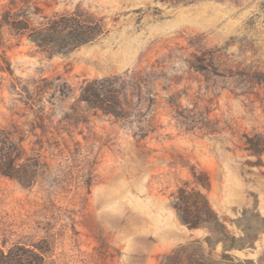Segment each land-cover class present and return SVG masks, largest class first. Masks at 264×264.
<instances>
[{"label":"rangeland","instance_id":"1","mask_svg":"<svg viewBox=\"0 0 264 264\" xmlns=\"http://www.w3.org/2000/svg\"><path fill=\"white\" fill-rule=\"evenodd\" d=\"M72 13L105 33L61 53L30 37ZM114 76L119 117L81 99ZM0 130L39 164L32 186L0 173V248L43 246L46 264H264V0H0ZM193 171L242 247L181 222Z\"/></svg>","mask_w":264,"mask_h":264},{"label":"trees","instance_id":"2","mask_svg":"<svg viewBox=\"0 0 264 264\" xmlns=\"http://www.w3.org/2000/svg\"><path fill=\"white\" fill-rule=\"evenodd\" d=\"M7 21L18 30L30 27L26 22ZM105 31L102 21L85 18L80 13H72L49 20L41 27H33L30 37L45 50L61 53L93 41ZM118 85L117 76L94 78L82 88L81 99L104 113L122 116L123 106ZM38 168L39 164L35 159L24 158L23 150L13 140L11 134L0 130V173L16 178L26 186H32L36 182ZM193 177L201 187L191 186L190 182H185L178 187L174 195L172 204L181 222L192 229L207 228L209 234L206 241L210 246L223 243L225 251L242 247V244L236 243L238 238L232 235L226 220L210 202L206 192L211 186L209 175L193 171ZM45 250L43 246L27 247L20 244L8 250L0 248V264H46ZM224 255L229 254L225 252ZM221 263L239 264L229 261L228 258H224Z\"/></svg>","mask_w":264,"mask_h":264}]
</instances>
